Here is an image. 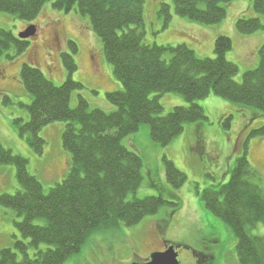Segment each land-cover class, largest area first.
<instances>
[{"label": "trees", "instance_id": "trees-1", "mask_svg": "<svg viewBox=\"0 0 264 264\" xmlns=\"http://www.w3.org/2000/svg\"><path fill=\"white\" fill-rule=\"evenodd\" d=\"M50 1L0 0V12L31 23ZM173 1L178 18L210 27L225 20L235 0ZM144 4L145 0H53L55 10L89 18L122 90L106 95L115 108L112 113L91 108L82 95L77 107L72 108L73 91L84 89L72 79L78 69L74 42H70V53L61 57L68 72L61 86L47 79L37 67L28 63L22 66V83L33 101L28 107L30 121H17L21 134L28 135L29 146L42 155L46 143L40 131L52 123H66L62 143L71 156L72 168L66 179L47 193L29 174L28 160L0 143V165L15 166L22 187L14 195L0 194V206L14 210L22 218L18 229L29 242L17 241L15 249L1 250L0 264H65L97 232L135 227L157 215L164 206L177 212L181 199L175 191L187 177L166 156L163 162L170 190L166 191L151 176L150 188L157 192L156 196L128 198L141 186L143 161L140 154L123 144V139L138 132L142 125H149L155 144L167 147L187 125L206 120L198 102L211 95L264 115V44L258 67L247 71L239 84L235 82L239 68L227 59L233 49L231 38L218 36L215 57L205 59L186 43L176 47L149 45L145 42ZM252 9L264 16V0H253ZM159 15L166 29L173 18L170 6L162 4ZM262 30L264 24L259 18L242 14L237 20L236 32L242 36ZM28 44L0 27V57L12 47L20 56ZM153 94H176L189 106L176 107L165 115L159 97L151 98ZM254 135H264V126ZM247 155L246 149L231 170L229 182L211 185L202 200L233 232L239 264H264V236L252 234L259 224L264 225V185Z\"/></svg>", "mask_w": 264, "mask_h": 264}, {"label": "rangeland", "instance_id": "rangeland-1", "mask_svg": "<svg viewBox=\"0 0 264 264\" xmlns=\"http://www.w3.org/2000/svg\"><path fill=\"white\" fill-rule=\"evenodd\" d=\"M162 4L169 5L173 15L166 29L164 19L159 15ZM252 4L253 0H235L222 23L205 27L178 18L174 14L173 0H145V42L171 47L186 43L198 57L205 59L215 57L217 37L227 36L233 41V49L227 54V59L238 66L235 82L241 84L243 75L258 67L259 51L264 44V30L250 36L236 32V23L242 14L248 18H259L264 24V16L256 14ZM31 26L36 32L25 40L29 43L25 53L17 56L15 47H12L0 57V143L14 155L28 160L29 174L35 176L48 193L66 179L72 168L71 156L62 143L67 124L52 123L40 131L39 136L46 143L42 155L29 146V136L22 135L20 124H17V121H30L28 107L33 101L22 83V66L28 63L37 67L47 79L61 86L68 78L61 57L70 53V42H74L77 46L74 60L78 69L72 79L84 89L73 91L72 108L77 107L79 95H82L91 108L100 107L112 113L115 108L108 103L106 95L121 91L122 85L114 76L113 67L105 58L103 44L94 34L88 17L55 10L53 0L31 23L0 12V27L16 37ZM155 97H159L165 115L176 107L189 106L176 94L151 96ZM198 104L203 108L206 120L187 125L167 147L151 140L149 125H142L138 132L123 139V144L140 154L143 161V181L139 189L128 197L129 200L157 195L150 188L151 176L156 177L166 191L170 190L163 162L166 156L187 177L185 184L175 191L181 199V208L173 213L171 207L164 206L157 215L145 218L135 227L120 226L97 232L81 252L65 264L143 263L153 253L164 251L168 245L180 247V264H239L233 232L206 208L202 196L211 185L229 182L231 170L246 149L248 161L264 185V135H254L264 126V115L214 95ZM20 190L16 167L0 165V194L14 195ZM21 221L14 210L0 206V251L15 249L17 241L29 243L18 229L17 224ZM252 234L264 236V225L259 224ZM33 253L31 249L30 255Z\"/></svg>", "mask_w": 264, "mask_h": 264}, {"label": "water", "instance_id": "water-1", "mask_svg": "<svg viewBox=\"0 0 264 264\" xmlns=\"http://www.w3.org/2000/svg\"><path fill=\"white\" fill-rule=\"evenodd\" d=\"M36 29L34 26L28 28L25 32L19 34V39L26 40L29 37L34 36ZM180 247L177 245L169 246L165 252L155 253L151 255V258L146 263H133V264H180L178 260L177 250Z\"/></svg>", "mask_w": 264, "mask_h": 264}, {"label": "flooded vegetation", "instance_id": "flooded-vegetation-1", "mask_svg": "<svg viewBox=\"0 0 264 264\" xmlns=\"http://www.w3.org/2000/svg\"><path fill=\"white\" fill-rule=\"evenodd\" d=\"M151 256V255H150ZM150 258V257H149ZM149 258L148 259H146V262L149 260Z\"/></svg>", "mask_w": 264, "mask_h": 264}]
</instances>
